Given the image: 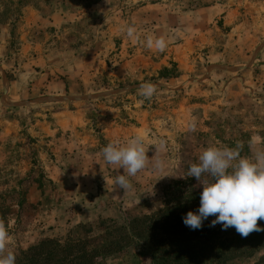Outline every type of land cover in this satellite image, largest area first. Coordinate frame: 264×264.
<instances>
[{"label": "rangeland", "instance_id": "obj_1", "mask_svg": "<svg viewBox=\"0 0 264 264\" xmlns=\"http://www.w3.org/2000/svg\"><path fill=\"white\" fill-rule=\"evenodd\" d=\"M128 24L168 47L133 43ZM142 83L157 86L151 100ZM138 133L149 157L165 142L168 166L124 193L102 149ZM253 139L264 148V0H0V220L15 264L46 239L87 240L92 264H153L115 228L158 212L168 183L212 182L187 176L206 148L239 142L250 157ZM245 245L199 264H264V238Z\"/></svg>", "mask_w": 264, "mask_h": 264}, {"label": "clouds", "instance_id": "obj_2", "mask_svg": "<svg viewBox=\"0 0 264 264\" xmlns=\"http://www.w3.org/2000/svg\"><path fill=\"white\" fill-rule=\"evenodd\" d=\"M119 31L133 43H140L149 50L164 52L168 40L164 36L147 34L141 39V34L132 25H122ZM157 93L153 83H142L138 94L145 100H151ZM189 127L195 130L193 119ZM154 155L148 156L149 148L145 146L142 134H135L121 144L120 141L110 142L102 149V157L107 165H116L123 169L114 181L123 192L134 190L128 179L151 167L155 172H164L167 161L162 158L166 150L164 141L157 143ZM242 143L234 148L211 146L203 150L199 163L191 164L187 173L198 182L204 175L210 176L212 182L203 180V191L200 194V206L197 212L189 211L183 217V223L192 230L202 228L203 221L214 216L212 227L221 224L223 230L230 227L246 238L252 232L264 231L259 220H264V148L256 147L255 139L249 142L252 152L250 157H241ZM165 177V176H164ZM10 235L3 220H0V264H15V253L9 250Z\"/></svg>", "mask_w": 264, "mask_h": 264}, {"label": "trees", "instance_id": "obj_3", "mask_svg": "<svg viewBox=\"0 0 264 264\" xmlns=\"http://www.w3.org/2000/svg\"><path fill=\"white\" fill-rule=\"evenodd\" d=\"M88 1L93 4L99 0ZM202 191L203 189L195 187L191 178L168 183L164 187V206L158 212L135 218L129 225H120L115 230L123 233L128 229L126 240L135 239L149 253L153 264H169L171 260L173 264H199L204 258L217 260L226 247L235 252L239 243L249 247L262 242L264 231H254L242 238L233 227L223 230L221 224L210 226L214 216L204 220L200 229L192 230L187 227L183 223V217L189 211L197 212ZM258 225L264 229L263 225ZM135 229H139L140 233L133 236L131 233ZM216 241L220 245H213ZM86 242L87 240L71 239L64 244L46 239L38 246L22 252L23 256L17 264H74L76 261L79 264H92L91 259L96 251L82 249ZM171 243L178 245V249L172 250ZM230 243H233L232 247Z\"/></svg>", "mask_w": 264, "mask_h": 264}, {"label": "crops", "instance_id": "obj_4", "mask_svg": "<svg viewBox=\"0 0 264 264\" xmlns=\"http://www.w3.org/2000/svg\"><path fill=\"white\" fill-rule=\"evenodd\" d=\"M41 59V58H40ZM24 70H26V69H24ZM27 71H29V68L27 67ZM31 72H33V71H30V73ZM26 74L27 73H25V71L23 72V70L22 71H20L19 73H17L16 75H17V77H18V80H17V82L16 83H22L21 85H28V84H30L31 83V81H28L27 80V78H26ZM15 83V82H14ZM12 85H14V84H12Z\"/></svg>", "mask_w": 264, "mask_h": 264}]
</instances>
